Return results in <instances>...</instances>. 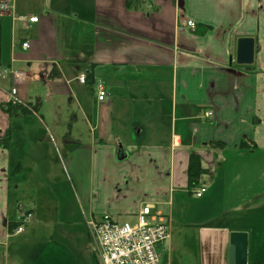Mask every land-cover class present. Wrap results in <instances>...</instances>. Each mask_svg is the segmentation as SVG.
Returning <instances> with one entry per match:
<instances>
[{"label": "crops", "instance_id": "crops-1", "mask_svg": "<svg viewBox=\"0 0 264 264\" xmlns=\"http://www.w3.org/2000/svg\"><path fill=\"white\" fill-rule=\"evenodd\" d=\"M5 1L0 264L41 257L29 242L44 233L72 246L86 234L101 264L86 220L138 221L146 206L171 226L168 264H229L234 232L248 234V264H264V0ZM241 38L255 41L252 65L237 63ZM20 185L30 206L14 200Z\"/></svg>", "mask_w": 264, "mask_h": 264}, {"label": "built area", "instance_id": "built-area-1", "mask_svg": "<svg viewBox=\"0 0 264 264\" xmlns=\"http://www.w3.org/2000/svg\"><path fill=\"white\" fill-rule=\"evenodd\" d=\"M10 2L5 1L1 5V10H9ZM26 20V18H22ZM30 23H37V18H29ZM188 28L195 31L194 21L187 22ZM24 50L30 48L29 44H23ZM20 74L15 77L20 78ZM79 81L85 85L87 78L80 76ZM99 102H105L108 98L106 88L103 83L96 85ZM207 119H213L212 112H208ZM207 192V186L202 184L193 194L196 198H202ZM31 213L20 215L18 223L20 226L15 231L20 235L24 231V225L32 219ZM86 225L89 230L92 242L96 249L97 257L101 264H161L156 252L157 246H162L171 240V226L169 222L161 216L154 215L152 208L146 206L138 216L135 225H120L110 216H104L102 220L87 219Z\"/></svg>", "mask_w": 264, "mask_h": 264}, {"label": "rangeland", "instance_id": "rangeland-1", "mask_svg": "<svg viewBox=\"0 0 264 264\" xmlns=\"http://www.w3.org/2000/svg\"><path fill=\"white\" fill-rule=\"evenodd\" d=\"M42 177L43 176H41L40 179H42ZM16 186L17 184L15 185V187ZM31 186L32 187L34 186L33 181H31ZM12 192L15 194L13 197L16 203L18 202L22 203L23 206L25 207L30 206L29 204L30 201H32L36 197V195L33 193L32 190H27L22 185H20V188L17 190L13 189ZM137 222H138L137 218L136 219L133 218V219H128L127 221L120 220L119 224L124 225L126 223H129L131 225H135L137 224ZM24 235H22L20 239H22ZM190 235H191V232H189V236ZM190 237L193 238L194 236H190ZM31 238H32V241L30 240L29 242L30 248H32L34 251L36 248V251H38L39 248L45 244L47 246L46 251L39 258L33 257V258L28 259V258H22L23 254L18 255L17 259H20L22 264H33V263L34 264H90L91 263L92 264L95 259V257L94 259H92V257L88 253L85 252L86 247L88 246L86 234L79 235V239H80L79 244L78 245L76 244L73 246L70 245V243L66 242L65 240H61L58 237H54L51 239V237L48 236L46 233H44V236L40 238L41 242L40 240H37V239L34 240V236H31ZM27 239H28V235L26 237V240ZM89 242L91 244L90 246L92 247L91 240ZM191 244L188 246L190 248L189 254H188L189 256H192V254L194 253V252L193 253L191 252L192 250ZM84 245H85V248H84V251H82L81 248L84 247ZM156 252L160 259L161 264H168L169 253H170L169 243H166L162 246H157ZM177 256H179V254L174 253L173 259L179 258Z\"/></svg>", "mask_w": 264, "mask_h": 264}, {"label": "water", "instance_id": "water-1", "mask_svg": "<svg viewBox=\"0 0 264 264\" xmlns=\"http://www.w3.org/2000/svg\"><path fill=\"white\" fill-rule=\"evenodd\" d=\"M255 59V41L241 38L238 41L237 63L252 65ZM118 160L126 159L122 149L118 152ZM229 264H248V234L234 232L230 234Z\"/></svg>", "mask_w": 264, "mask_h": 264}, {"label": "trees", "instance_id": "trees-1", "mask_svg": "<svg viewBox=\"0 0 264 264\" xmlns=\"http://www.w3.org/2000/svg\"><path fill=\"white\" fill-rule=\"evenodd\" d=\"M13 108L16 109L17 107H13L12 105L9 106V110H12ZM203 174L204 171L202 169L200 159L196 155H193L190 159V165L188 169L189 183L192 189L198 185Z\"/></svg>", "mask_w": 264, "mask_h": 264}]
</instances>
